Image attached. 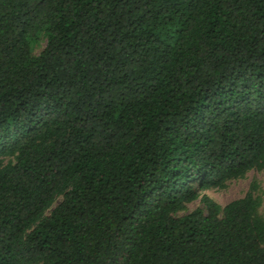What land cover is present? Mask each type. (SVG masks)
Segmentation results:
<instances>
[{
    "label": "trees",
    "instance_id": "obj_1",
    "mask_svg": "<svg viewBox=\"0 0 264 264\" xmlns=\"http://www.w3.org/2000/svg\"><path fill=\"white\" fill-rule=\"evenodd\" d=\"M253 169L264 0H0V264H264Z\"/></svg>",
    "mask_w": 264,
    "mask_h": 264
},
{
    "label": "rangeland",
    "instance_id": "obj_2",
    "mask_svg": "<svg viewBox=\"0 0 264 264\" xmlns=\"http://www.w3.org/2000/svg\"><path fill=\"white\" fill-rule=\"evenodd\" d=\"M46 42H43L42 46L35 49V53L38 54L45 47ZM253 183L258 185V189L255 192L256 196H259L262 200V205L258 212L264 218V169L257 170L253 169L243 177L239 179H231L226 182V187L223 189H211L201 193V197L196 201L188 204V209L182 211L179 215H185L197 208H204V203L201 198L204 194L210 196L213 200L219 203L222 207L226 206L228 203L244 197L247 192L251 189ZM62 198H58L55 205H57Z\"/></svg>",
    "mask_w": 264,
    "mask_h": 264
}]
</instances>
